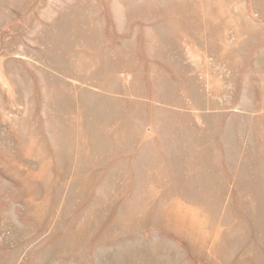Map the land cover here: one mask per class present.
<instances>
[{"label": "rangeland", "instance_id": "obj_1", "mask_svg": "<svg viewBox=\"0 0 264 264\" xmlns=\"http://www.w3.org/2000/svg\"><path fill=\"white\" fill-rule=\"evenodd\" d=\"M0 264H264V0H0Z\"/></svg>", "mask_w": 264, "mask_h": 264}, {"label": "bare ground", "instance_id": "obj_2", "mask_svg": "<svg viewBox=\"0 0 264 264\" xmlns=\"http://www.w3.org/2000/svg\"><path fill=\"white\" fill-rule=\"evenodd\" d=\"M99 132V131H98ZM200 141V139H195V138H190L188 140V147H189V151L190 152V157H186L187 159V167L188 169L191 171V168L196 167L201 170L198 174L195 175V182H192V185H190L191 187L194 186H199L202 185L204 182V185L207 184L208 187V178L206 176V171L207 169H211V167H213L214 165H217L218 163H213V164H209L208 162H206L207 159H205L201 153L199 154H194L196 152V147H197V143ZM209 153L210 156V150L207 151ZM217 194V193H216ZM215 194V195H216Z\"/></svg>", "mask_w": 264, "mask_h": 264}]
</instances>
